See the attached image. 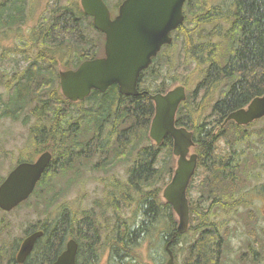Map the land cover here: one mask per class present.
<instances>
[{"label":"trees","instance_id":"16d2710c","mask_svg":"<svg viewBox=\"0 0 264 264\" xmlns=\"http://www.w3.org/2000/svg\"><path fill=\"white\" fill-rule=\"evenodd\" d=\"M105 1L110 9H117L123 0L118 1L117 8ZM28 7V0H0V35L8 38L10 29L19 26L16 30H20L26 25ZM184 12V23L173 32L174 44L164 46L141 73L138 96L122 95L113 84L105 92L93 90L79 102L63 96L60 68L75 69L85 60L102 56L104 35L94 28L92 17L84 13L77 0L66 4L51 0L33 26L28 39L40 49L23 70L12 74L7 86L9 98L4 101L0 95V110L2 115L26 124L29 115L33 116L30 136L35 154L46 150L53 154L34 195L43 191L48 194L46 207L54 205L60 194L49 195L55 189L53 182L72 167L78 170L85 158L93 169L104 172L130 156L133 163L125 181L110 177V208L119 212L112 225L95 208L82 212L62 204L57 216L27 229V234L42 230L43 235L22 264H52L71 238L78 244L76 264H100L106 252L109 264H145L140 251L144 242L149 243V251L166 243L164 255L168 257V245L176 264L184 249L179 264H223L228 228L222 229L212 214L219 209L235 211L246 201L237 196L243 187L239 172L244 166L237 147L251 137V132L249 125L239 126L233 121L222 124L229 113L264 94V0H216L207 4L187 0ZM179 41L180 62L189 70L198 66L200 76L176 115L177 126L193 132V150L198 155L197 169L187 189L190 225L185 234L178 232L177 216L161 194L175 170L173 139L167 136L157 145L150 138L155 104L144 93L171 89L177 79L166 77L164 72L171 73L174 62L167 50ZM183 81L187 84L188 78L183 77ZM209 119L219 127L218 132L210 127L213 123ZM221 140L224 150L219 145ZM25 160L32 159L22 156L19 162ZM195 178H200L197 185H193ZM193 186L201 191L196 199L190 193ZM10 257L6 264H19L15 253Z\"/></svg>","mask_w":264,"mask_h":264},{"label":"rangeland","instance_id":"374dc122","mask_svg":"<svg viewBox=\"0 0 264 264\" xmlns=\"http://www.w3.org/2000/svg\"><path fill=\"white\" fill-rule=\"evenodd\" d=\"M50 1L28 0L27 24L22 26L20 30H16L19 26L10 29L8 38L0 35V95L4 101L9 98V88L7 86L11 83V74L23 70L22 67L27 65V60L30 57H34L40 49V47H34L31 44L28 36L33 26L43 16ZM70 1L73 0H63V3L66 4ZM77 1L80 2V0ZM107 1L111 7L117 8L116 5L119 0ZM215 1L202 0L206 4ZM113 10L111 9L112 13L115 12ZM90 34L94 37L97 36L95 31H91ZM180 45L181 41L175 47L167 50L174 57V62H172V67L169 68L171 73L169 71L167 73L166 69L164 72L166 77L173 75L177 79H175L176 81L171 86V89L177 85H185L187 92H191L195 89V84L200 77L198 74L199 70L197 69L198 66L196 67L195 65L193 69H186L185 65L180 62L178 52ZM177 68L179 70L176 72ZM183 77L188 78L187 84H184ZM30 108L31 105L25 109L24 115L29 113ZM2 114L0 110V174L6 176L22 156L35 155L34 145L30 136V127L34 123L35 118L29 115V124H26L22 120H13ZM209 120L212 121V119ZM214 124L210 125V127L214 128L215 132H218L219 127ZM248 130L251 132V137L247 141L239 143L237 147L244 159V166L239 172L243 187L242 190H239L240 192L237 196L239 199L244 198L246 201L245 203H240L235 211L228 210L224 213L219 209L212 214H215L212 217L214 222L222 226V229L228 228L225 237L227 242L222 259L223 264H264V119H259L249 125ZM229 135L231 139L234 138L231 131ZM219 145L224 150L225 142L223 140L220 141ZM191 152H194V150L192 149ZM132 157L130 156L123 163L119 162L109 172L93 169L85 158L78 170L72 167L66 176L59 175L53 182L55 189L49 195L54 192L60 194L54 205L46 207L45 198L48 194H42L44 192L40 191L27 202L10 212L0 211V254H3L0 261L5 264L13 253L16 256L20 246L18 242L20 244L27 235L26 232L30 225L40 224L47 217L57 216L62 204H68L69 207L82 212L83 210L95 208L101 216L104 213L105 220L109 218L108 223L112 225L114 217L119 212L116 213L113 207L110 208L109 183L113 179L110 177L118 176V179L125 181L128 167L130 163H133ZM177 159L174 156L175 168ZM199 182L200 178H195L193 185H197ZM190 193L193 199L201 195V191L195 186H193ZM208 193V191H205V196H208ZM231 202L229 200L228 203L230 204ZM107 205H109V208ZM130 212L131 208L126 210L125 215ZM15 244L18 245L17 249H14ZM165 246L166 243H163L157 250L152 249L149 251V243L144 242L140 251L145 264L165 263L168 258L164 255ZM183 254H185V249L179 255L178 264L181 263ZM100 264H109L107 252L102 257Z\"/></svg>","mask_w":264,"mask_h":264},{"label":"water","instance_id":"95a60500","mask_svg":"<svg viewBox=\"0 0 264 264\" xmlns=\"http://www.w3.org/2000/svg\"><path fill=\"white\" fill-rule=\"evenodd\" d=\"M187 0H124L112 17L104 0H80L86 15L93 18L94 27L105 34L104 56L85 60L76 69L60 70L62 94L70 101H83L92 90L105 92L117 84L121 94L138 96V82L165 45L173 43L172 32L185 21ZM148 93V92H146ZM155 104V114L149 135L161 144L167 136L173 139V153L178 158L171 181L163 190L164 199L171 204L178 218V232H187L190 207L187 188L198 164V155L191 153L193 132L176 124L177 111L187 99L184 85H177L166 93H149ZM264 117V94L255 97L247 106L232 111L224 124L234 121L248 125ZM52 160L49 151L34 162L18 164L0 185V207L11 211L34 192ZM43 231H35L24 238L17 254L22 264L31 254ZM165 264H175L172 251ZM78 244L71 238L66 249L52 264H76Z\"/></svg>","mask_w":264,"mask_h":264},{"label":"flooded vegetation","instance_id":"af4514ba","mask_svg":"<svg viewBox=\"0 0 264 264\" xmlns=\"http://www.w3.org/2000/svg\"><path fill=\"white\" fill-rule=\"evenodd\" d=\"M42 153H39V154H35V155H32V156H28L29 158H31L32 160H30V161H27V160H25V161H21V162H19L18 161V163L15 165V166H17L18 164H20V163H22V162H34V161H36L37 159H38V157L41 155ZM28 157H25V158H28ZM14 166V167H15ZM46 171V170H45ZM11 171H9L8 172V174L10 173ZM8 174L6 175V176H3V175H1L0 174V185L5 181V179H6V177L8 176ZM45 174V173H44ZM1 176H3V177H5V178H1ZM17 208V207H16ZM15 209V208H14ZM13 209V210H14ZM0 211H2V212H10V211H4L3 209H1V207H0ZM12 211V210H11ZM16 257V256H15Z\"/></svg>","mask_w":264,"mask_h":264},{"label":"bare ground","instance_id":"6f19581e","mask_svg":"<svg viewBox=\"0 0 264 264\" xmlns=\"http://www.w3.org/2000/svg\"><path fill=\"white\" fill-rule=\"evenodd\" d=\"M12 75V74H11ZM11 80V79H10ZM216 193V192H215ZM212 195V194H211ZM218 199V198H217ZM168 254V253H167ZM11 258V257H10ZM6 264V263H5Z\"/></svg>","mask_w":264,"mask_h":264}]
</instances>
